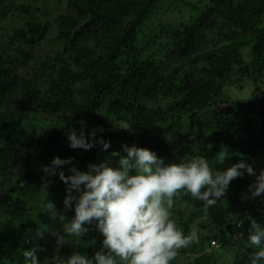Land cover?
Wrapping results in <instances>:
<instances>
[{
	"label": "trees",
	"instance_id": "trees-1",
	"mask_svg": "<svg viewBox=\"0 0 264 264\" xmlns=\"http://www.w3.org/2000/svg\"><path fill=\"white\" fill-rule=\"evenodd\" d=\"M19 1L0 0V18L14 8L24 14L0 44V264H23L24 249L47 264L57 246L53 233L75 215L74 205L64 204L68 185L42 170L56 156L73 158L83 171L98 161L102 145L74 150L72 130L112 143L125 124L138 147L165 162L205 156L220 171L264 152V0L189 4L195 16L170 22L155 18L164 6L158 0H68L53 22L45 7ZM49 36L56 47L39 53ZM244 82L253 88L247 104L227 94ZM225 146L229 157L221 164ZM70 167L60 170L71 175ZM250 176L233 179L208 210L228 217L208 239L234 253L231 264L249 262L252 219L264 226V194L251 197ZM49 202L54 212L46 210ZM178 203L204 211L203 201L183 191L172 212ZM177 213L172 218L189 234L184 210ZM85 227L81 238H67L65 258L74 251L91 258L101 248L96 222ZM215 261L206 253L186 264Z\"/></svg>",
	"mask_w": 264,
	"mask_h": 264
},
{
	"label": "clouds",
	"instance_id": "clouds-1",
	"mask_svg": "<svg viewBox=\"0 0 264 264\" xmlns=\"http://www.w3.org/2000/svg\"><path fill=\"white\" fill-rule=\"evenodd\" d=\"M67 139L69 147L85 151L96 143L107 150L111 143L103 138L97 141L94 136L89 139L84 130L70 131ZM227 150L225 146L218 152L219 163L229 157ZM110 155L117 158L115 165L105 160L89 164L87 171L76 167L73 158L60 156L43 166L46 176L58 173L68 185L64 204L69 209L74 205L75 211L72 218L63 222L62 231L53 233L57 246L47 264H171L180 249H187L200 239L198 227L185 235L172 218L174 197L181 191L204 202L205 215L198 223L208 222L209 208L225 195L230 182L245 172L256 176L249 185L251 197L264 194V169L257 174L245 159L220 171L211 167L205 156L165 162L149 148L136 145L124 144L122 150H114ZM65 165H71V175L60 170ZM46 210L54 212V205L49 202ZM93 222L104 237L94 256L90 258L79 251L67 258L61 255L67 238H81L88 231L85 225ZM247 246L254 249L248 264H264V226L255 219L248 230ZM22 256L23 264H40L35 249H24Z\"/></svg>",
	"mask_w": 264,
	"mask_h": 264
},
{
	"label": "rangeland",
	"instance_id": "rangeland-1",
	"mask_svg": "<svg viewBox=\"0 0 264 264\" xmlns=\"http://www.w3.org/2000/svg\"><path fill=\"white\" fill-rule=\"evenodd\" d=\"M68 0H20L19 3L25 4V5H39L45 7V10L47 12L46 19L49 22H53L57 15L64 11V7L67 5ZM160 4H163L161 8L157 10V14L154 15L157 19H162L165 22L175 21L179 18L182 20L189 19L191 15H196L198 12L197 10H192L189 6V4H197L200 8L204 7L208 4L207 0H158L157 1ZM199 9V8H198ZM24 14L19 9H12L11 11H8L6 15L3 16V18H0V44H4L7 40L8 31L13 29L15 25L18 24V21L21 20ZM174 19V20H173ZM56 42L54 40L53 36H49L46 40H44L40 47L37 49L39 53H44L50 51L51 48L56 47ZM248 50H244L245 59L247 60ZM253 88L251 84L248 82H244L240 85H233L230 87L229 91H227V94L229 95V98L234 101H238L242 104H247L250 101L251 95H252ZM154 106H157L159 103H149ZM248 111H243V115L247 114ZM45 115V116H44ZM248 115V114H247ZM38 116H44L47 120H49L51 117L48 114L38 115ZM250 116V115H248ZM252 118V117H251ZM121 127H127L125 124L121 125ZM119 127L117 130L118 139L113 140L110 144V147L107 150H104L98 161L94 164H99L105 160H110L114 165L117 158L111 157V152L114 150H119V146L122 147V145L127 144L129 146L136 145L132 132H130L129 129L121 128ZM137 146V145H136ZM248 163L251 164L255 170L256 173L259 174L261 169H264V152L258 154L255 157H249ZM252 181L256 180V176L251 175L250 176ZM184 210V216L183 219L187 220L190 225V229L193 227H198L199 229V242L194 243L197 244V248L195 249H182L181 252L178 253L177 257L175 258L174 262L175 264H186L190 261H192L196 256L206 254V253H214L216 264H231L234 259V253L230 252L229 248L221 247L219 241H216V245L212 244L211 240V246H209V239L210 237H213L214 234L217 233L218 227H221L224 225L228 219V217L224 214H219L214 217L208 216L209 220L207 223H198L200 218L205 215V212L200 211H193L190 208H188L185 204H175V211L172 212L173 216L176 217L179 214L177 213L178 210ZM237 237H240L238 233L236 234ZM204 241L206 243H204Z\"/></svg>",
	"mask_w": 264,
	"mask_h": 264
},
{
	"label": "built area",
	"instance_id": "built-area-1",
	"mask_svg": "<svg viewBox=\"0 0 264 264\" xmlns=\"http://www.w3.org/2000/svg\"><path fill=\"white\" fill-rule=\"evenodd\" d=\"M212 244L214 245V244H216L215 242H212Z\"/></svg>",
	"mask_w": 264,
	"mask_h": 264
}]
</instances>
